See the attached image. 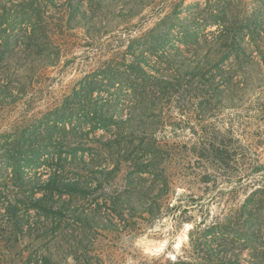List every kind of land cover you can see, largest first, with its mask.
I'll return each mask as SVG.
<instances>
[{
    "label": "rangeland",
    "instance_id": "1",
    "mask_svg": "<svg viewBox=\"0 0 264 264\" xmlns=\"http://www.w3.org/2000/svg\"><path fill=\"white\" fill-rule=\"evenodd\" d=\"M32 3L0 0V264H264V0ZM55 170L96 189L28 211Z\"/></svg>",
    "mask_w": 264,
    "mask_h": 264
},
{
    "label": "trees",
    "instance_id": "2",
    "mask_svg": "<svg viewBox=\"0 0 264 264\" xmlns=\"http://www.w3.org/2000/svg\"><path fill=\"white\" fill-rule=\"evenodd\" d=\"M29 1L33 3L35 2V0ZM144 61L148 64L146 59ZM96 114L98 113L96 112ZM97 120L100 119L97 118ZM210 149L211 150H209L210 152H208L206 158L214 163H221L223 165L227 162V152L225 151V146L222 142L219 143L217 139H214L210 144ZM23 182L30 189L29 198L26 201V203L29 204L27 210L37 212L41 211L47 215L62 214V211L65 208L55 206V202L53 201L55 197L61 198L66 195H91V190L96 189V187H94V183L86 181L83 177L70 179L64 177L57 170L47 174V178L45 179L42 176L35 175L32 177H25ZM45 260L46 262L44 264H50L49 259Z\"/></svg>",
    "mask_w": 264,
    "mask_h": 264
}]
</instances>
